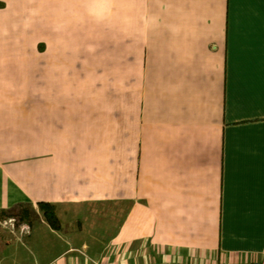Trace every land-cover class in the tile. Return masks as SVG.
I'll use <instances>...</instances> for the list:
<instances>
[{
  "label": "crops",
  "instance_id": "0c3cea01",
  "mask_svg": "<svg viewBox=\"0 0 264 264\" xmlns=\"http://www.w3.org/2000/svg\"><path fill=\"white\" fill-rule=\"evenodd\" d=\"M12 5V50L45 54V93L0 84V211L31 214L0 264L262 258L264 0Z\"/></svg>",
  "mask_w": 264,
  "mask_h": 264
},
{
  "label": "rangeland",
  "instance_id": "374dc122",
  "mask_svg": "<svg viewBox=\"0 0 264 264\" xmlns=\"http://www.w3.org/2000/svg\"><path fill=\"white\" fill-rule=\"evenodd\" d=\"M7 2L5 0H0V57L3 58L0 59V65H2L3 63L9 64L17 62L21 65L22 68L28 65L27 68H29L30 70L16 69L11 71H2L0 72V84L4 83L6 78L10 74H14L17 79H22L23 82L26 80V77L31 79L29 80V83L31 82V88L29 87V90L24 88L20 91L19 89H17V91L11 90L14 96H17L20 93L29 95L31 93H34V91L38 93H45V54H25L18 52L15 53L12 50L17 45L15 41L18 42V37H16L18 35L16 34L20 30L19 26L25 21L23 20L24 16L20 14L18 10H16L14 5H12V0H7ZM43 47L44 42H40L39 49H43ZM8 51L11 54H9ZM39 51L42 52V50ZM7 219L9 218H0V221H5ZM18 226H22V223H18V219L16 218V232ZM0 237H5V239H13L14 237H16L13 235L10 224L4 226L0 223Z\"/></svg>",
  "mask_w": 264,
  "mask_h": 264
},
{
  "label": "trees",
  "instance_id": "16d2710c",
  "mask_svg": "<svg viewBox=\"0 0 264 264\" xmlns=\"http://www.w3.org/2000/svg\"><path fill=\"white\" fill-rule=\"evenodd\" d=\"M39 208L42 212L43 217L45 220L50 224L51 227L57 229L60 227V221L57 217L55 205L41 202L39 203ZM30 209L29 208H20V210H1L0 211V218H11L15 217L18 219V223H22L23 221L30 222Z\"/></svg>",
  "mask_w": 264,
  "mask_h": 264
},
{
  "label": "built area",
  "instance_id": "2783aa9c",
  "mask_svg": "<svg viewBox=\"0 0 264 264\" xmlns=\"http://www.w3.org/2000/svg\"><path fill=\"white\" fill-rule=\"evenodd\" d=\"M0 223L2 225H4V226H7L8 224H10V226L12 228V232H14L15 229H16V218H14V217L13 218H9V219H7L5 221H0ZM28 229H29L28 225L22 224V226H21V231L22 232H26V231H28ZM249 264H264V255L262 256V258L255 259Z\"/></svg>",
  "mask_w": 264,
  "mask_h": 264
}]
</instances>
